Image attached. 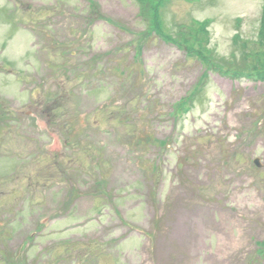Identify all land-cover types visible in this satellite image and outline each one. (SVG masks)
<instances>
[{
	"label": "rangeland",
	"instance_id": "rangeland-1",
	"mask_svg": "<svg viewBox=\"0 0 264 264\" xmlns=\"http://www.w3.org/2000/svg\"><path fill=\"white\" fill-rule=\"evenodd\" d=\"M141 1L0 0V264H264V0Z\"/></svg>",
	"mask_w": 264,
	"mask_h": 264
},
{
	"label": "trees",
	"instance_id": "trees-1",
	"mask_svg": "<svg viewBox=\"0 0 264 264\" xmlns=\"http://www.w3.org/2000/svg\"><path fill=\"white\" fill-rule=\"evenodd\" d=\"M168 2V0H157L156 2H154V0H142L141 4H144L145 6H147L150 9L151 12V17L148 18L147 20L149 22L148 26H147V32H145L146 34H151V35H156L157 37L159 36V38H162L163 40H165L167 43H173L174 45H176L178 48L183 49L180 47L181 42H179L180 40H185L189 37V33L191 32V27L190 26H180V28L176 31H173L176 33V38H173V35L168 34L167 30L163 27V22H162V9L165 7V3ZM260 28H259V38H258V42L257 48H254L252 50L251 53L247 54L245 56V58L247 57H251L250 59H254V60H261L264 61V5L262 7V15L260 18ZM194 27L199 28L200 31L198 34V39L201 37V39H199L197 42L199 43V47L202 49H198L196 48L194 51H188L189 56L194 59H198L200 60L202 63H204L205 65V57H207V54L204 52L203 53V45H202V41L204 39V36L206 33V30H209V25L207 26V23H193ZM209 32V31H208ZM143 33V34H145ZM178 40V41H177ZM239 38H235V41H238ZM233 42V43H234ZM202 45V46H201ZM245 48V50H247L248 48L253 46L252 42H242L239 46L240 49L242 48V46ZM234 54H236L235 52H233ZM205 54V57H204ZM237 55H235L234 57H236ZM213 58H218V56H212ZM237 58V57H236ZM235 58V63H237V59ZM208 69V68H206ZM210 70V69H208ZM204 77H206V75L203 76V78L201 80H199V83L197 85L201 87L204 83ZM180 108L177 110L176 115L179 114V112H183V110H185V108L187 107V103L186 101H182L180 104Z\"/></svg>",
	"mask_w": 264,
	"mask_h": 264
},
{
	"label": "bare ground",
	"instance_id": "bare-ground-1",
	"mask_svg": "<svg viewBox=\"0 0 264 264\" xmlns=\"http://www.w3.org/2000/svg\"><path fill=\"white\" fill-rule=\"evenodd\" d=\"M234 222H237L236 220L234 221ZM238 225L240 226V225H242L240 222H238ZM225 228V224H222V227H221V229H224ZM213 229H217V230H219V226L216 228V227H213ZM230 241H233V243H236V241H238V243H242L243 241H244V238L243 237H239L236 241H235V239H229Z\"/></svg>",
	"mask_w": 264,
	"mask_h": 264
}]
</instances>
